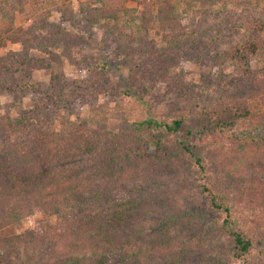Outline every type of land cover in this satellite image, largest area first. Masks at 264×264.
Listing matches in <instances>:
<instances>
[{"label":"trees","instance_id":"1","mask_svg":"<svg viewBox=\"0 0 264 264\" xmlns=\"http://www.w3.org/2000/svg\"><path fill=\"white\" fill-rule=\"evenodd\" d=\"M221 1L85 0L79 8L90 25L113 22L114 40L128 47L133 20L172 32L180 27L174 4L211 9ZM129 3L139 10L126 9ZM46 18L39 13L29 20L37 27ZM234 29L236 40L218 54L237 77L220 78L246 81L240 95L230 94L227 102L158 115L145 99L154 94L153 80L159 76L171 93L180 88L182 76L170 72L175 54L164 51L151 61L156 52L146 47L138 64H128L119 90L139 105L138 121L121 107L93 101L96 85L108 84L105 59L92 66L86 80L66 81L96 114H121L132 125L126 134L90 128L86 121L56 133L51 123L43 125L47 120L37 121L38 112L16 121L0 114V231L36 212L43 216L23 233L0 235V264H206L208 259H201L206 240L221 234L231 259L217 252L210 264L264 261V113H251L247 104L264 101V13ZM5 31L0 37L8 40ZM218 36L210 40H221ZM253 62L260 64L254 71ZM13 85H1L0 93L36 88L32 81ZM166 134L175 135L173 149L162 144ZM183 173L218 216L213 229L201 231L203 238L185 225L186 214L178 207L185 185L177 178ZM222 176L234 183L217 187L213 180Z\"/></svg>","mask_w":264,"mask_h":264},{"label":"rangeland","instance_id":"2","mask_svg":"<svg viewBox=\"0 0 264 264\" xmlns=\"http://www.w3.org/2000/svg\"><path fill=\"white\" fill-rule=\"evenodd\" d=\"M84 1L0 0V34L6 30L10 37L8 40L0 37V68H3L0 86H14L15 82L22 84L27 81L36 84L33 89L0 93L1 115H8L12 121H16L26 113L38 112L40 116L37 121L42 123V120H47L43 125L51 123V130L56 133L86 121L90 128L101 127L110 133L126 134L132 125L121 114L106 117L96 114L73 87L67 88L66 81L86 80L92 66L101 58L105 59L108 67L103 76L108 84L96 85L99 94L92 98L93 101L97 105L121 107L124 112L134 114V119L138 121L142 118L141 112H136L139 105L134 99L122 97L119 90L124 87L128 64L131 67L138 64L147 48L156 52L151 61L164 51L175 54L170 72L182 76L180 88L171 93L156 76L151 85L154 94L145 96L162 117H170L175 112L187 113L201 104H221L228 101L230 94L240 95L242 92L246 79H231L232 83L221 81V74H235L237 77V73L229 61L219 60L218 50L223 51L236 40L234 26L237 23L250 17H262L264 0H222L211 9L198 4L186 7L185 4L176 3L175 11L180 22L178 30H161L154 23L142 27L140 21L133 20L126 32L129 36L128 47L114 40L113 22L101 21L90 25L83 19L79 4ZM134 8L139 10V6L132 3L126 6V9ZM39 13H47L46 22L35 27L29 18ZM217 34L221 40L211 41ZM251 67L254 71L260 64L253 62ZM5 69L9 71L6 73ZM247 104L251 113H264V101L261 99H252ZM45 114L47 118H43ZM161 141L168 148H174L175 135L166 134ZM220 172L224 171L217 173ZM183 175L177 178V182L185 185L183 201L178 207L180 212L186 214L182 217L185 225L187 223L191 227L196 237H202L204 234L201 231L213 229L218 216L197 195L191 180L188 177L185 180ZM213 183L222 188L234 182L222 176L221 180L215 179ZM42 217L41 213L36 212L6 227L0 231V235L9 237L23 233L32 229ZM206 242L201 258L208 259L206 264L211 263L217 252L231 259L224 235L213 241L207 238ZM263 247L264 243L261 245ZM253 264H264V261L258 258Z\"/></svg>","mask_w":264,"mask_h":264}]
</instances>
